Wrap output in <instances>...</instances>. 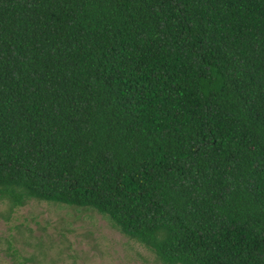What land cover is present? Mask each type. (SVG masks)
<instances>
[{
	"label": "trees",
	"instance_id": "16d2710c",
	"mask_svg": "<svg viewBox=\"0 0 264 264\" xmlns=\"http://www.w3.org/2000/svg\"><path fill=\"white\" fill-rule=\"evenodd\" d=\"M30 199L264 264V0H0V200Z\"/></svg>",
	"mask_w": 264,
	"mask_h": 264
},
{
	"label": "rangeland",
	"instance_id": "374dc122",
	"mask_svg": "<svg viewBox=\"0 0 264 264\" xmlns=\"http://www.w3.org/2000/svg\"><path fill=\"white\" fill-rule=\"evenodd\" d=\"M9 246L11 248H9ZM161 264L92 208L0 200V264Z\"/></svg>",
	"mask_w": 264,
	"mask_h": 264
}]
</instances>
